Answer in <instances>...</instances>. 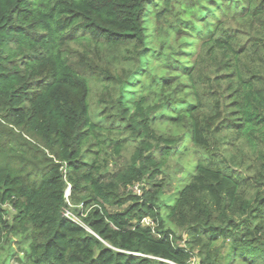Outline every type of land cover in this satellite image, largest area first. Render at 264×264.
I'll return each mask as SVG.
<instances>
[{
	"label": "trees",
	"instance_id": "obj_1",
	"mask_svg": "<svg viewBox=\"0 0 264 264\" xmlns=\"http://www.w3.org/2000/svg\"><path fill=\"white\" fill-rule=\"evenodd\" d=\"M184 138L199 154L170 203ZM1 238L19 264H264V0H0Z\"/></svg>",
	"mask_w": 264,
	"mask_h": 264
},
{
	"label": "rangeland",
	"instance_id": "obj_2",
	"mask_svg": "<svg viewBox=\"0 0 264 264\" xmlns=\"http://www.w3.org/2000/svg\"><path fill=\"white\" fill-rule=\"evenodd\" d=\"M177 5V4H176ZM177 22V16L171 15L167 17V20L160 21V26H162L161 34L164 35L165 29L175 26ZM154 26H157L156 19H151V23H149V31H152L150 33V46H155L156 50H160V46L163 40V36L156 35L154 32ZM231 27H236L235 23H231ZM174 35L172 34L170 39H173ZM83 42V41H82ZM87 44V43H86ZM85 42L83 44L72 40L69 43L70 47V58H73L75 60L81 59V60H88V58L98 62L101 66H113V70L121 71L125 69V71H129L133 69V61H126L125 55L126 53L121 49H114L108 45H102L101 47L98 46V49H95V45L92 44L91 47L86 45ZM151 67H154L153 71L154 73L159 72V67L157 64V61H153L150 65ZM90 80V105L93 111H97L98 109V100L99 96L101 95L103 91V84L97 80V78L93 75H89ZM182 134V132L180 131ZM180 153L172 157L168 161V166L164 168V174L161 175L162 177L166 176V185H165V195L163 196L164 199H167V197L173 195L170 197V203L175 200V197L177 196L180 189L189 182L191 178V174L193 173V166L194 162L197 159V156L199 153L195 152V149L193 148L192 143L187 139L184 138L183 142L180 144ZM134 151V143L133 142H127L126 148L123 151L122 158L118 162V166L120 164H123L128 160L132 153ZM185 153V154H184ZM117 166L111 165L110 171L116 169ZM143 184L139 185L141 188ZM69 194V191L67 192V195ZM169 202V201H168ZM9 216H12L13 211L11 209H8ZM65 216L68 218L74 219L76 222L81 223L80 220L73 214L72 211L65 210ZM151 224L152 221L149 220ZM179 232V230L177 231ZM18 241L17 238H13L12 242H8L4 238L0 239V264H19L17 261V258L22 256V252L18 248ZM11 245V247H10ZM14 251V254L11 255V252ZM199 261L196 258L193 261V264H198Z\"/></svg>",
	"mask_w": 264,
	"mask_h": 264
},
{
	"label": "built area",
	"instance_id": "obj_3",
	"mask_svg": "<svg viewBox=\"0 0 264 264\" xmlns=\"http://www.w3.org/2000/svg\"><path fill=\"white\" fill-rule=\"evenodd\" d=\"M133 192H135V193H137V194H140V187H139V185H135V186H133V187H131L130 188ZM150 219H148V218H146V219H144L143 221H142V224L143 225H154V224H151L150 223V221H149Z\"/></svg>",
	"mask_w": 264,
	"mask_h": 264
}]
</instances>
